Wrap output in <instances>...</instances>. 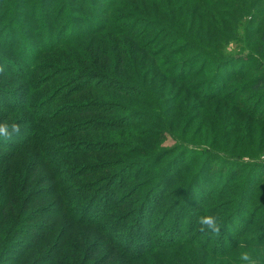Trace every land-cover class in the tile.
I'll list each match as a JSON object with an SVG mask.
<instances>
[{"label": "trees", "instance_id": "obj_1", "mask_svg": "<svg viewBox=\"0 0 264 264\" xmlns=\"http://www.w3.org/2000/svg\"><path fill=\"white\" fill-rule=\"evenodd\" d=\"M39 1L40 12L46 11L47 7L44 6L48 0ZM72 1L77 6L73 9H82L79 8L81 4L78 0ZM88 1L83 2L85 7H89ZM96 1L101 6H106L108 3L111 6H116L118 0ZM192 1L202 4L201 0ZM1 2H5V0ZM8 3L15 15L21 18V23H12V25L18 27L22 32L13 30L19 36L18 41L9 36H7L8 38L0 37V55L6 53L8 57L0 62V65L6 66V73L0 76V80L8 79V83L3 84L6 87L12 85V82L21 83L22 85H19L18 89L21 90V94L23 93L25 105L16 109L8 107V98L0 96V117L7 118L18 113L17 111L23 110L26 111L29 118L23 120L20 134L14 136L19 139L17 144L8 143L0 146V149L3 148L0 154V264L55 263L53 259L40 258V255L35 254V251L25 254L31 249V246L40 241L41 237L38 234H33L28 241L24 238L22 241L16 242V236L23 235V231L27 228L29 221L26 218L34 219L32 216H23L22 214L28 213L27 205L31 200L29 198L30 195H35V191L30 188L33 180H27L20 173L18 176H14L15 172L11 165L15 162L14 157L29 146H32L30 149L35 151V160L29 166L31 173L36 174L34 165L38 169L41 167L48 169L50 174H46V176L44 174L41 177V179L44 178V182L38 186L51 185V191L48 194L58 197L51 209H59L60 213H58L65 215L68 220L71 219L75 222L77 221L75 218L80 214L86 217L79 220V222H83V225L98 224V221L103 220L105 214L102 216L100 213L98 218H88L92 210L87 211L97 203L96 198L89 196V193L94 190V185L99 182L101 187L104 186L102 198H104L105 213L124 209L123 214L118 217L123 219L125 227L121 230L124 233L115 232L114 229L109 230L117 222V218L111 221L107 227L104 226L105 223H102L101 228L104 232L107 230L106 236L111 246L114 247L113 249L129 261L137 262L144 259L155 254L158 248L169 250L184 237H186L188 245L196 246L199 251L208 256L224 260L236 249L233 247L242 238L252 233L253 229L255 231L261 229L258 226L260 222L256 220L259 215L264 214V209L256 206V209L251 213L254 221L250 220L248 226L244 228L228 229L229 218L225 219L220 213L219 216L223 222L222 235L214 237L197 231L196 221L200 215L212 214L231 204L226 205L223 204L224 202L212 204L216 195L211 191L207 194L210 200L203 197L192 199L189 196L196 183H202L212 176L213 171L207 167L209 166L208 160L204 159L200 163L202 158H193V160L180 163L179 160L185 157V154L182 153L186 151L176 150V148H174V152L170 149L147 153V148L150 146H152V151L159 149L156 142L161 143L159 133H162L164 129L167 128L170 131L176 127L180 128L178 124L182 122V118L187 112L186 109L182 113V107L186 105H183L182 99L180 100L181 96L169 98L170 101L164 100L160 92L156 88H151L147 82L154 81L152 80L155 78L154 72L163 79L177 83L190 93L200 96V104L221 102L229 105L230 108H226L228 111H223L228 115L224 129L220 125L221 121L216 112L204 111L202 119L207 122L206 137L209 138L210 144L216 142L215 139L218 142L221 140L226 146L230 145L235 150L239 148L240 153L249 154L257 145H259L257 149L264 148L262 146L264 145V115L257 114L256 109L248 105V100L239 98L238 93L264 92V87H261V84H264V74L252 78L253 80L248 79L249 81L241 82V79L251 71L253 73L264 72V66L239 59L226 60L217 55L216 48L203 46L200 48L182 30L177 28L178 31H176L172 30L170 26L169 28L157 25L153 16L146 14L145 6L138 4L136 7L135 5L130 6L132 12L117 14L109 22H105V20L99 23L95 18L93 22L86 25L79 23L80 32L72 35L73 38L60 39L41 51L30 48L31 54L27 56L26 51L21 48L17 50V44L23 43L24 37L28 40H36L43 35V31H34V23L26 24L24 22L29 19V0H8ZM65 6L64 3H61L60 8L65 9ZM146 6V9L152 7L151 5ZM119 7L122 8V4H119ZM227 12L233 13V15L238 13V11L231 12L229 10ZM52 15L53 13H51ZM51 16H48V13L43 15L48 29L53 31L50 28L55 27L54 23H57L59 19ZM89 17H93V15H89ZM158 27L160 29L157 30ZM82 31L84 33H81ZM86 37L88 39L96 37L105 39L79 53L66 51ZM156 42H160V44L154 47ZM128 44L131 48L139 51L135 54V59L128 60L132 66L131 70L121 63L122 55H126L122 49L129 51ZM61 49L66 52L64 55H57L56 53ZM43 50H47L48 55H57L56 60L59 61L57 65L60 66L55 65V68H50V72L47 67L43 70L38 68V59L42 57ZM107 51H117L119 54L116 55V60L111 56L107 58ZM200 55L204 56L203 60H200ZM182 56L185 58L179 60ZM118 57L120 58L117 59ZM252 66L256 67L252 68ZM144 67H146V71L143 70ZM38 71H41V75H49L34 80V74ZM151 71L152 75L149 77ZM194 80L201 81L192 83ZM48 92H51V95L41 103V97L46 93L48 95ZM31 98L33 101H30ZM88 98H94L97 101L88 100ZM262 98H264V94H262ZM26 102L32 103V105L27 106ZM53 103L57 105L54 106L53 112L45 114L46 109L51 108ZM167 103L170 105L168 106ZM106 117L112 118L106 119ZM140 124L142 129L138 128ZM187 124L188 119L185 128ZM38 125L46 129L40 134L41 139L36 136ZM162 126L164 129L161 128ZM153 128L156 129L151 131ZM132 130L136 136L137 134L145 136L137 141L129 140L134 136ZM119 131L127 132L124 135H127L129 142L98 141L94 143L95 141H92L93 139L88 136V134L100 133V135H104L102 138L105 139L107 134L117 132L119 133L117 137H123L120 134L122 132ZM52 132L56 134L50 140L49 135ZM80 134L86 135L87 138H77L79 140H72L73 143H59V141L68 140L70 137ZM182 134L185 136V132ZM55 141L58 142L53 143ZM176 141L183 142L182 137L177 138ZM26 151L25 154L30 152V150ZM212 151L211 149L204 150L203 155L214 156L215 153ZM106 153L120 158L137 157L142 161L115 158V160L104 162H95L91 159V163H85L90 161L88 156L93 154L104 156ZM44 155H46L45 158H43ZM71 158H83L86 161L76 166L71 164V168L67 171L56 166L58 163H69ZM226 159L238 158L228 155ZM183 172L192 174L189 177L190 186L187 188L189 193L184 197V200H190L189 203L183 205L178 203L179 200L170 201L166 206H162V217L159 223L154 222L153 224V219H155L153 212L161 206L164 202L163 199L167 196L160 191L162 189L159 187L161 179L167 178L162 185L168 190L174 181L181 179L184 175ZM239 175H243V172ZM97 177L99 178L96 179ZM237 177L229 178L228 176L225 178L222 188L216 191L219 199L227 197V200L224 201L228 203V201L234 200L237 204L247 197L243 187L241 192L233 188ZM220 179L222 178L220 177ZM62 187H66V191L62 190ZM232 191H235L236 195L227 196V193L232 194ZM257 198L262 200L264 194L255 199L251 197L248 203L253 204ZM116 199L117 202L112 204ZM34 200L35 198L32 201ZM150 203L153 204V207L148 209L145 215V209L151 205ZM187 211L189 218L185 220V216H180L182 215L180 213ZM96 212L99 213V211ZM39 213V215H43L51 212L42 209ZM170 215L174 216L172 229L175 224L182 227L185 222L187 223V228L183 232L179 230L180 234H184L182 239L176 238L173 242L171 241V244V242H162L163 237L147 238L153 235L151 228L161 227L164 219ZM250 227H252L251 231H249ZM27 237H29V233H27ZM259 237L261 240L253 242L252 238L251 243L254 245L256 243L264 244V235H259Z\"/></svg>", "mask_w": 264, "mask_h": 264}, {"label": "rangeland", "instance_id": "obj_2", "mask_svg": "<svg viewBox=\"0 0 264 264\" xmlns=\"http://www.w3.org/2000/svg\"><path fill=\"white\" fill-rule=\"evenodd\" d=\"M1 1L2 0H0V37L9 36L10 38H14L16 41H18L19 36L17 33H14L13 30H16L20 33L22 31L18 27H14L12 23H21V18L16 16L12 8L9 7L10 5L8 0H5V2ZM78 1L81 4L79 8L82 9H73L77 6L72 0H48L44 6L45 8L47 7V10L40 12V1L29 0V19L28 21L24 22L26 24L34 23L33 30H37L38 32L43 31V35L36 40H28L24 37L25 41L23 43L17 44V50L21 48L22 50L26 51V55L28 56L31 54V49H40L41 51V49L50 46L52 43L59 41L60 39L67 40L68 38H73L74 36L72 35L80 32V27L78 25L79 23L80 25H86L90 22H93L95 18L99 23L104 22L105 20V22H109V20L111 21L115 16H117V14L132 12L130 6L133 7V5H135L136 7V4H138L145 6L146 14H148V16H153L152 18L157 22V25L162 27L170 26L172 30L175 29L176 31H178L177 28L182 30L189 36L190 39L194 40V42L198 44L200 48L201 46L206 48H216L218 50L217 55L226 60L239 59L246 61L247 63L264 66V0H201L202 4H198L192 0H118L116 2V6H111L110 3H108L106 6H101L98 1L89 0L87 2L89 7H85L83 4V2L86 0ZM61 3L66 5L65 9L60 8ZM119 4H122L123 7H119ZM146 5H151L152 7H150V9H146ZM228 10L231 12L238 11V13L233 15V13L227 12ZM50 12L53 13L52 16ZM44 13H46V15L48 13V16H51L52 18L55 17L56 19H59L57 23H54L56 26L50 28L53 31H50L48 29V25L45 24V18L43 17ZM91 14L93 17H89ZM158 29H160V27H158L157 30ZM81 33L84 32L82 31ZM104 39L105 38L102 37H96L95 39H88L86 37L83 41L81 40L73 44L72 47H70V49H66V51L79 53L80 51H84L92 47L94 43H99L101 42L100 40ZM7 43L9 42L7 41ZM159 44L160 42H156L154 47L158 46ZM128 45L129 51L122 49L124 52H126V55H122L121 63L124 65V67H129L128 69L131 70L132 66L128 60L131 58L135 59V54H137L139 51L137 49L131 48L130 44ZM66 51L61 49L56 54L64 55ZM47 53V50L42 51V57L38 59V68L43 70L47 67L49 69L48 72H50V68H55V65H57L59 61L56 60L57 55H48ZM106 53L107 58L111 56L112 58H115V60L116 55L119 54L117 51H107ZM200 56V60H203L204 56ZM5 58L8 59L6 53H1L0 62L4 61ZM119 58L120 57L117 59ZM184 58L185 57L182 56L179 60H183ZM254 67L256 66H252V68ZM143 70L146 71V67H144ZM10 72H12V70H10ZM41 74V71L35 73L34 80L49 75ZM260 74H264V72L260 71L258 73L256 71L253 73L251 71L248 75L241 79V82L248 79L251 80ZM151 75L152 71L150 72L149 77ZM153 75L155 76V78L152 79L154 81L151 83L147 82L150 84L151 88H156L164 100L170 101L169 98L181 96L180 100L182 99L183 105H186L182 107V113L186 109L187 112L186 115L183 116L182 122L178 124L180 128L176 127L169 131L167 128L164 129L163 126L161 127L164 129L162 133H159V139L162 141L161 143L159 141L156 142V146H158L159 149L152 151V146H150L147 148V153L151 154L153 152H161L170 149H172L174 152V148H176V150L186 151L182 153L185 154V157L179 160L180 163L181 161L187 162L190 161V159L193 160V158H202L200 163L203 162L204 159L208 160L209 166L207 167H210V169L213 171L212 176L208 180L202 181V183H196L190 193L188 191L189 189L187 190V188L190 186L189 177L192 175L191 172H183L184 175H182L181 179L174 181L168 190L164 185H162V183L166 182L165 180H167V178H162L160 181L161 183L159 184V187L162 188L160 191L164 192L163 194H167V196L165 195L166 197L163 199L164 202L153 212V217L155 218L153 219V224L154 222L159 223V220L162 217V206H166V204H168L170 201L176 202L179 200L178 203L187 205L190 200H184V197L187 196L188 193L192 199H195L196 197H203L206 200H210L207 194L211 191L216 195L212 204H216L217 202H224L223 204L226 205L231 204L227 207L219 209L217 212H213V215H217L220 218L219 215L222 213L225 219L229 218L228 229L232 228L237 230L239 228L248 226V222L250 220L254 221V219L251 217V213L254 211V209H256L255 207L257 206L258 208L264 209V203H262L264 202V198H262V200L257 198L253 204L248 203L251 197L255 199L259 195L264 194V148L261 147V149H257L259 146L257 145L254 147L253 151H250L249 154H242L240 153L239 148L235 150L230 145L228 147L222 143L221 140L218 142V140L215 139L214 141L216 142L210 144L209 138L206 137L207 122L206 120L202 119V117H204V111L209 110L210 112H216L218 119L221 121L220 125L222 126V129H224L226 117L228 116L224 112H227L228 109L226 108H230V106L221 102L200 104V96L190 93L186 90V88L180 87V85L177 83L163 79L160 75H156L154 72ZM2 80L4 79L0 80V96L3 98L5 97V99L8 98V107H13L16 109L24 106L25 99L22 97L23 93L21 94V90L18 89V86L22 84L12 82V85H8L6 87L3 84L6 82L8 83V79H5L4 81ZM200 81L201 80H194L192 83H197ZM262 94H264V92L254 93L250 91L247 93H238L239 98L248 100V105L253 106L256 109L257 114L264 115V98H262ZM49 95H51V92L48 95L47 93L46 95H43L41 97V103L42 101H45ZM88 100L97 101V99L94 98H88ZM30 101H33V99L31 98ZM26 104L27 106L32 105V103L28 104L27 102ZM167 105L169 106L170 104L167 103ZM54 106L57 105L53 103L51 108L49 107L46 109L45 114H51L53 112L52 110L55 108ZM17 112L18 113L10 115L7 118L0 117V120H11L19 123L22 127L23 120L29 117L25 113L26 111L21 110ZM109 118L112 117H106V119ZM187 119L188 124L185 128L184 126L187 122ZM26 120L28 121L29 119ZM258 125L261 126V124ZM141 127V124L138 125V128L142 129ZM155 129L156 128H153L151 131ZM45 130V127L38 125L36 127V136L41 139L42 137L40 134ZM132 131L134 132V130ZM183 132H185V136L182 134ZM126 133L127 132H122L120 134H122L123 137H117L119 133L114 132V134H107L105 139L102 138L104 135H100V133L88 134V136L93 139L92 141H95L94 143L98 141L126 143L129 142L127 135H124ZM55 134L56 133L52 132L49 135L50 140L53 139V135ZM80 135L70 137L68 140L65 139L64 141H59V143H73L72 140H79L77 138H87L86 135ZM143 136L145 135L137 134L136 136L134 132V136L129 138V140L137 141L142 139ZM181 137L183 142L176 141L177 138L179 139ZM18 142L19 139L13 137L11 140L3 141L2 144H17ZM57 142L58 141H55L53 143ZM31 147L32 146L27 147L24 149L25 151L15 156L13 159L15 162L11 165L13 171L15 172L14 176H18V173H20L22 176H25L27 180H33L31 181L32 187L30 188L34 189L35 191V195H30L31 197L29 199L31 200L29 202V199L27 200V207L29 210L28 213L22 214L23 216H32L34 219L26 218V220L29 221L27 228L23 231V235L20 237L16 236V242L22 241L24 238L26 241H28L32 238L33 234H38V236L41 237L40 241H38L36 245L31 246V249L25 253L26 255L35 251V254L40 255V258L43 257L42 259H53L55 263L51 264H202V261L203 264H240L238 259L239 253L241 251L250 250L255 246L250 241L252 238L253 242H255V240H261L259 235H264V232L261 233V231H264V214H262L259 215L256 220L260 222L258 226H260L261 229L255 231L254 229L252 230V227H250L249 231L252 230V233L246 235L238 242L235 247H233L236 249L228 255L227 259L218 260L211 255L210 257L206 255V253L199 251L196 246L188 245L186 237L182 239L184 234H180L187 228V223L185 222L182 227H180L178 224H175L173 227L174 229H172V220L174 219V216L170 215L168 218L164 219V223L161 225V227H152L151 229L153 235L147 238L156 239L157 237H163L162 242H173L176 238H180L182 240L180 242L177 241V245H173L169 250L157 247L158 249L155 254H152L137 262L129 261L121 253L119 254L113 249L114 247L111 246L106 236L107 230L104 232L101 228L102 223H105L104 226L107 227L111 221L118 218L117 222H115L109 228V230L114 229L115 232L124 233L121 231L125 227L123 219H119L118 217L123 214L124 209L121 211L115 210L105 213L103 207L104 198H102L104 194L102 191L104 186L102 185L101 187L99 182L94 185V190L89 193L90 197L96 198L95 201H97V203L94 205V207H91L87 211L90 212L92 210L88 215V218H98L100 213H102V216L105 214L104 219L98 221V224L83 225V222H79V220H83V218L85 219L86 217L81 214L75 218L77 221L74 222L71 219L70 221L65 215L59 214V209H51L52 205H54L58 200V197L48 194L51 191V185L46 184L41 187L38 186L44 182V178L41 179V177H43L44 174L46 176V174L50 173L45 167L38 169L36 165H34L36 174L33 175L31 173L29 166H31V162L35 160V151H32V149H30ZM209 148L213 150L212 152L215 153V157L203 155V151L210 150ZM1 149L0 154L2 151ZM26 150H30V152L25 154L27 152ZM228 155L238 159L228 160L226 159V156ZM45 157L46 155L43 156V158ZM88 158H90V161L88 162H85L86 160L83 158H71L69 163H58L56 166L59 169L62 168L63 170L67 171L71 168V164L76 166L82 164L83 162L86 164L91 163V159L95 162H104L115 160V158L120 157H113L112 154L106 153L104 156L93 154L88 156ZM120 159H125L127 161H142L141 158L137 157H124ZM241 172H243V175H239ZM228 176L229 178L238 176L236 183L233 184V188L238 189L237 191L241 192L243 187L247 196L237 204L234 200H230L228 203L227 201H224L225 199L227 200V197L219 199L217 196L218 193H216V191H219L220 188H222L221 186H223L225 183L223 181ZM220 177L222 179H220ZM98 178L99 177L96 179ZM66 187H62V190L66 191ZM47 195L49 196L47 197ZM235 195V191H232V194L227 193V196ZM34 198L35 200L32 201ZM116 202L117 199L116 201H113L112 204ZM150 204L151 205L147 206L145 209V215L146 211L153 207V204ZM42 209H47V211L50 210L51 213L39 215V211ZM96 211H99V213ZM180 214H182L180 215L182 217L185 216V220L189 218L187 215L188 211ZM27 233H29V237H27ZM240 245H245V247L242 248Z\"/></svg>", "mask_w": 264, "mask_h": 264}, {"label": "clouds", "instance_id": "obj_3", "mask_svg": "<svg viewBox=\"0 0 264 264\" xmlns=\"http://www.w3.org/2000/svg\"><path fill=\"white\" fill-rule=\"evenodd\" d=\"M6 73V66L0 65V76ZM264 87V84H261ZM21 132V125L11 120H0V146L3 141L11 140ZM197 231L204 235L219 237L222 235L223 222L217 215L202 214L197 218ZM245 247V245H240ZM240 264H264V244H258L250 250L239 253Z\"/></svg>", "mask_w": 264, "mask_h": 264}]
</instances>
